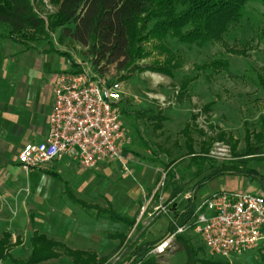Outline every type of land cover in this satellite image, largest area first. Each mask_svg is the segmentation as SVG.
I'll return each mask as SVG.
<instances>
[{
	"label": "rangeland",
	"instance_id": "1",
	"mask_svg": "<svg viewBox=\"0 0 264 264\" xmlns=\"http://www.w3.org/2000/svg\"><path fill=\"white\" fill-rule=\"evenodd\" d=\"M34 4L46 20L47 35L34 32L29 35L32 39L18 35L17 41L8 40L24 47L29 44L38 52L59 49L68 56L55 53V59L67 64L68 71L91 67L94 72L123 82L121 106L130 138L125 146L130 156L129 161L125 159L129 170H124L120 162H112L103 170L84 168L79 161L66 159L76 173L70 184L77 197L103 209L109 208L110 200L117 210L134 216L136 223L123 225L121 240H87L74 233L58 238L70 249L94 250L109 264H120L141 243L163 237L166 238L159 244L166 243L177 228V213L191 200L186 196L193 195L195 183L213 169L242 160L245 152L258 144V132L264 133V4L250 2L246 18L219 40L200 44L170 36L146 37L137 42L135 55L139 57L127 69L109 65L104 72L93 64L88 47L64 37L59 28L48 27L57 12L55 5L49 0H34ZM147 32L143 34L147 36ZM216 61L226 65H214ZM154 65H166L171 73H163ZM259 147L262 153L252 156L249 165L264 174V144ZM197 158L206 160L204 167L197 166ZM22 170L25 183L13 196L0 193V231L11 233L10 242H18L11 250L6 249L0 264H20L31 250L32 170ZM225 176L196 192V207L212 191L229 184ZM244 177L256 188L255 193L264 195L256 181ZM34 182L39 184L38 180ZM234 185L237 190L238 184ZM180 186L182 191L174 195ZM62 198L64 208L75 218L94 217L96 210L65 195ZM48 216L41 211L39 225L50 227L53 223ZM172 224L176 228L169 233ZM181 234L193 245L196 257L208 262L257 264L264 254L263 242L256 250L223 258L211 254L192 228ZM181 246L176 236L164 252L153 250L151 255L160 258L162 264H188L191 253ZM38 264H74V258L61 255Z\"/></svg>",
	"mask_w": 264,
	"mask_h": 264
},
{
	"label": "trees",
	"instance_id": "2",
	"mask_svg": "<svg viewBox=\"0 0 264 264\" xmlns=\"http://www.w3.org/2000/svg\"><path fill=\"white\" fill-rule=\"evenodd\" d=\"M57 7L56 15L49 22L50 29L59 28L64 37L89 48L93 56V64L104 72L109 65H116L118 70L127 69L134 62L137 42L146 37L164 39L176 37L187 43L204 44L219 40L227 35L231 27L241 23L247 16L250 2L264 0H49ZM147 36L143 34L147 31ZM24 32H26L24 34ZM47 35L45 18L38 13L34 0H0V40L17 41V36L31 38V33ZM26 49L33 48L25 44ZM61 55L68 56L56 48L52 49ZM139 57V56H137ZM102 63H104L102 65ZM226 65L221 61L214 65ZM163 73L171 72L166 65H154ZM82 69L74 67L70 72L78 73ZM264 84V78H262ZM264 129V117L261 120ZM258 140L254 149L245 152L244 158L232 165H223L205 174L194 185L193 197L184 209L176 215V223L185 225L192 221L196 211V192L221 175L247 176L256 181L264 192V174L250 167L251 157L262 153L260 144H264V133L258 132ZM197 166L204 167L206 160H198ZM58 179H61L57 176ZM182 186L174 190V195L182 191ZM65 195L72 201L88 209L96 210L94 217H105L117 222L133 226L136 219L124 215L113 208L103 209L86 200L78 198L65 186ZM193 226V225H192ZM176 228L172 224L169 233ZM112 237L113 234H108ZM121 239L124 235L120 234ZM166 237L146 241L135 246L129 256L120 264H162L160 258L151 252ZM181 248L191 253L188 264H224V262H208L196 257L193 245L182 234L177 235ZM11 233L0 231V258L7 255L18 242L12 243ZM29 256L20 264H38L45 260L68 255L74 258V264H109L103 255L94 250H73L60 239L35 229L30 238ZM161 254V253H160ZM257 264H264V254Z\"/></svg>",
	"mask_w": 264,
	"mask_h": 264
},
{
	"label": "built area",
	"instance_id": "3",
	"mask_svg": "<svg viewBox=\"0 0 264 264\" xmlns=\"http://www.w3.org/2000/svg\"><path fill=\"white\" fill-rule=\"evenodd\" d=\"M123 97L122 81L94 72L91 67L78 73H61L49 132L43 141L22 146L18 154L21 168L46 169L64 157L79 161L84 168L119 161L128 171L125 146L130 138L123 119ZM190 228L213 255L230 258L256 250L264 242V195L225 189L207 196L196 207L192 221L177 225L163 243L166 246L159 244L154 253L164 252L173 238Z\"/></svg>",
	"mask_w": 264,
	"mask_h": 264
},
{
	"label": "crops",
	"instance_id": "4",
	"mask_svg": "<svg viewBox=\"0 0 264 264\" xmlns=\"http://www.w3.org/2000/svg\"><path fill=\"white\" fill-rule=\"evenodd\" d=\"M55 53L57 52L53 50L38 52L34 47L26 49L10 40L0 41V193L7 197H12L19 186L25 183L24 172L18 160L22 146L27 142L43 141L49 132L58 78L69 69L67 64L55 59ZM125 154L129 161L127 148ZM112 162L119 161H104L94 169L107 170ZM104 164L107 166L103 167ZM74 176L76 173L70 168L69 160L64 157L54 160L46 169H34L30 172L29 182L34 191L31 211L35 214L29 215V240L35 229L61 239L74 233L87 240H121L120 234L124 233L123 227L127 226L125 223L105 217L75 218L64 208L62 197L65 195V186L68 185L73 191L70 183ZM225 177L229 184L211 193L225 189L235 190V182L238 184L237 190L256 191L244 176ZM36 179L38 185L34 182ZM113 208L117 210L114 206ZM41 211L52 220L50 227L39 225L38 216ZM108 234L113 236L109 237Z\"/></svg>",
	"mask_w": 264,
	"mask_h": 264
}]
</instances>
